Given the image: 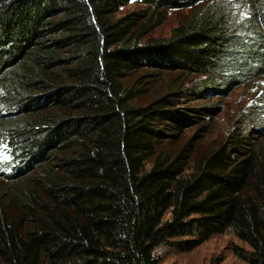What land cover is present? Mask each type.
<instances>
[{"label": "trees", "instance_id": "trees-1", "mask_svg": "<svg viewBox=\"0 0 264 264\" xmlns=\"http://www.w3.org/2000/svg\"><path fill=\"white\" fill-rule=\"evenodd\" d=\"M210 1L0 0V264H159V247L226 232L248 247L237 259L264 264V127L239 124L191 163L165 143L209 109L181 102L221 91L138 105L128 87L139 71L215 82L230 26ZM129 3L143 10L115 19ZM177 10L192 12L149 37Z\"/></svg>", "mask_w": 264, "mask_h": 264}, {"label": "rangeland", "instance_id": "rangeland-1", "mask_svg": "<svg viewBox=\"0 0 264 264\" xmlns=\"http://www.w3.org/2000/svg\"><path fill=\"white\" fill-rule=\"evenodd\" d=\"M210 4L219 15L226 17L230 26L225 49L228 52L224 53L226 60L217 66L219 73L215 76V82L208 80L210 76L180 73L155 75L150 71H139L128 79V87L133 86L142 93L136 102L138 105H146L149 101L170 92L197 91V87L209 85V82H213L211 87L213 85V88L221 91L187 97L192 101L181 102L180 106L189 110L209 109L202 123L191 127L183 122L180 137L165 143L166 151H177L187 144L192 150L191 163L214 151L233 127L239 124L255 122L254 125L264 127V52L253 55H243V51L237 55L234 53L238 51L232 52L239 50L244 42L264 38V0H211ZM141 10V6L129 3L115 19ZM191 12H167L163 23L154 29L149 37L167 38L170 31ZM200 92L202 93V90ZM3 157L0 152V169L4 164ZM190 240L183 238L176 241L174 246L159 247L154 256L159 264H245L231 253V248L236 246L248 250V247L230 232L213 237L189 252L178 249V245H182L180 242Z\"/></svg>", "mask_w": 264, "mask_h": 264}, {"label": "snow or ice", "instance_id": "snow-or-ice-1", "mask_svg": "<svg viewBox=\"0 0 264 264\" xmlns=\"http://www.w3.org/2000/svg\"><path fill=\"white\" fill-rule=\"evenodd\" d=\"M3 159H7V157L5 156V157H3Z\"/></svg>", "mask_w": 264, "mask_h": 264}]
</instances>
